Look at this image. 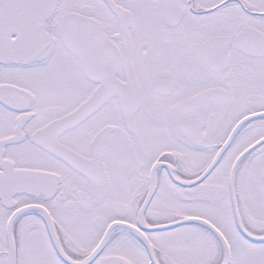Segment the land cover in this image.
<instances>
[{"label": "snow or ice", "instance_id": "6c2138e0", "mask_svg": "<svg viewBox=\"0 0 264 264\" xmlns=\"http://www.w3.org/2000/svg\"><path fill=\"white\" fill-rule=\"evenodd\" d=\"M0 264H264V0H0Z\"/></svg>", "mask_w": 264, "mask_h": 264}]
</instances>
